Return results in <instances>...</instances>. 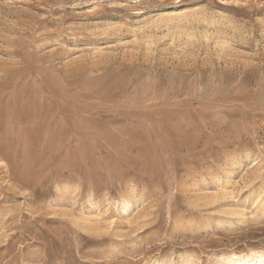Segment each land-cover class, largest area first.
I'll list each match as a JSON object with an SVG mask.
<instances>
[{
    "label": "rangeland",
    "instance_id": "obj_1",
    "mask_svg": "<svg viewBox=\"0 0 264 264\" xmlns=\"http://www.w3.org/2000/svg\"><path fill=\"white\" fill-rule=\"evenodd\" d=\"M248 260L264 0H0V264Z\"/></svg>",
    "mask_w": 264,
    "mask_h": 264
},
{
    "label": "bare ground",
    "instance_id": "obj_2",
    "mask_svg": "<svg viewBox=\"0 0 264 264\" xmlns=\"http://www.w3.org/2000/svg\"><path fill=\"white\" fill-rule=\"evenodd\" d=\"M90 224V223H89ZM257 261V260H256ZM255 263V260H248V261H246V262H244L243 264H254ZM264 263V261H260L259 260V264H263Z\"/></svg>",
    "mask_w": 264,
    "mask_h": 264
}]
</instances>
